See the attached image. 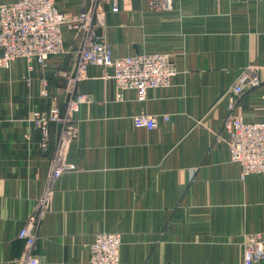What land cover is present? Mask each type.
<instances>
[{
	"label": "crops",
	"instance_id": "crops-1",
	"mask_svg": "<svg viewBox=\"0 0 264 264\" xmlns=\"http://www.w3.org/2000/svg\"><path fill=\"white\" fill-rule=\"evenodd\" d=\"M55 2L76 13L90 0ZM95 22L117 55L168 53L174 84L145 100L131 89L120 97L92 65L76 86L92 99L71 122L52 123L44 145L33 110L56 105L65 115L81 35L66 29L67 52L45 64L19 58L0 67V264L23 253L18 232L32 216L41 264H90L103 231L120 235L119 264H244L245 235L264 234V172L242 177L231 161L218 138L228 112L220 97L245 67H264V0H172L169 9L126 0L119 11L100 9ZM261 76L235 97L248 121L264 119ZM139 112L159 115L156 127H137ZM67 128L68 169L53 179Z\"/></svg>",
	"mask_w": 264,
	"mask_h": 264
},
{
	"label": "built area",
	"instance_id": "built-area-1",
	"mask_svg": "<svg viewBox=\"0 0 264 264\" xmlns=\"http://www.w3.org/2000/svg\"><path fill=\"white\" fill-rule=\"evenodd\" d=\"M123 1L126 0H90L76 13L62 11L55 0H16L0 4V67H8L19 58L45 64L51 55L67 52L66 29L81 35L76 70L67 78L70 96L65 115L60 114L56 105H51L48 110H33V122L42 131L44 145L50 138L52 123L71 122L74 112L92 99L76 89L79 81L90 77L89 68L92 65L102 67V76L114 81L120 97L123 91L131 89L136 92L138 100H145L150 89L174 84L178 69L168 53L117 55L112 45L98 31L95 22L98 11L105 6L111 11H119ZM149 4L152 8L169 9L172 0H149ZM261 69L264 67H245L232 87L220 97L228 100V112L223 120L224 135H218V138L227 145L230 159L241 165L242 177L251 172H264V119L248 121L242 114L235 112V97L245 89L262 83ZM42 94H49L45 83ZM161 118L169 120L168 115ZM159 119V115L146 112L133 116L137 127L147 129L155 128ZM70 134L69 128L64 130L52 172L53 179L68 169L64 156ZM35 221L36 217L32 216L20 228L18 236L24 240V250L13 259L12 264H41L33 250L37 236ZM243 243L244 264L264 261V234L248 233ZM120 245L118 233H97L90 245V264H119Z\"/></svg>",
	"mask_w": 264,
	"mask_h": 264
},
{
	"label": "bare ground",
	"instance_id": "bare-ground-1",
	"mask_svg": "<svg viewBox=\"0 0 264 264\" xmlns=\"http://www.w3.org/2000/svg\"><path fill=\"white\" fill-rule=\"evenodd\" d=\"M232 161V160H231ZM233 162V161H232ZM121 246V245H120Z\"/></svg>",
	"mask_w": 264,
	"mask_h": 264
},
{
	"label": "rangeland",
	"instance_id": "rangeland-1",
	"mask_svg": "<svg viewBox=\"0 0 264 264\" xmlns=\"http://www.w3.org/2000/svg\"><path fill=\"white\" fill-rule=\"evenodd\" d=\"M0 4H2V3H0Z\"/></svg>",
	"mask_w": 264,
	"mask_h": 264
}]
</instances>
